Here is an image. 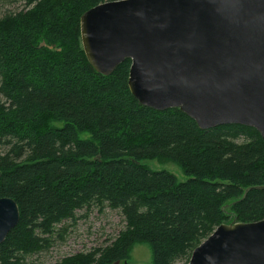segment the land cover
<instances>
[{
  "label": "trees",
  "instance_id": "obj_1",
  "mask_svg": "<svg viewBox=\"0 0 264 264\" xmlns=\"http://www.w3.org/2000/svg\"><path fill=\"white\" fill-rule=\"evenodd\" d=\"M104 1L24 0L0 17V197L19 209L0 264L47 251L65 221L95 206L117 210L124 227L59 264H129L142 243L152 264H185L219 224L264 218V141L254 128L201 129L178 108L141 105L128 59L108 76L88 63L79 18ZM154 159L176 163L183 179L144 163Z\"/></svg>",
  "mask_w": 264,
  "mask_h": 264
},
{
  "label": "water",
  "instance_id": "obj_2",
  "mask_svg": "<svg viewBox=\"0 0 264 264\" xmlns=\"http://www.w3.org/2000/svg\"><path fill=\"white\" fill-rule=\"evenodd\" d=\"M79 29L96 72L130 61L141 105L178 108L201 129L249 126L264 141V0H110ZM18 221L17 203L0 197V243ZM185 264H264V218L219 224Z\"/></svg>",
  "mask_w": 264,
  "mask_h": 264
},
{
  "label": "rangeland",
  "instance_id": "obj_3",
  "mask_svg": "<svg viewBox=\"0 0 264 264\" xmlns=\"http://www.w3.org/2000/svg\"><path fill=\"white\" fill-rule=\"evenodd\" d=\"M24 5V0H0V17L8 12H17ZM144 163L152 169L168 170L179 180L183 179L182 171L176 163L157 159L147 160ZM76 217L74 223L69 220L64 222L68 225V229L62 241H56L45 252L27 256L25 264H59L60 259L65 255L85 252L109 243L124 227L121 214L108 207L102 210L96 206L87 210H77ZM130 254L129 264H152V251L146 243L135 245Z\"/></svg>",
  "mask_w": 264,
  "mask_h": 264
}]
</instances>
